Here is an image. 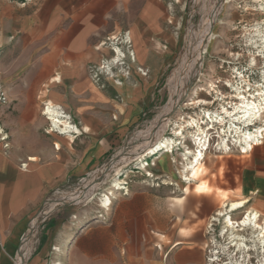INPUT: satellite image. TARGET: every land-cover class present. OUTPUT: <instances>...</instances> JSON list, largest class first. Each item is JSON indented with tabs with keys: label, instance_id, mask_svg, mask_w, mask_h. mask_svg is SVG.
<instances>
[{
	"label": "rangeland",
	"instance_id": "1",
	"mask_svg": "<svg viewBox=\"0 0 264 264\" xmlns=\"http://www.w3.org/2000/svg\"><path fill=\"white\" fill-rule=\"evenodd\" d=\"M5 1L24 5L33 0ZM160 4L162 25L171 38L162 42V50L172 46L163 76L148 85V73L138 69L147 83L138 96L141 113L97 169L45 200L30 223L31 227L41 217L31 253L41 242L44 228L58 216L61 230L80 234L90 225L91 229L109 226L113 215L126 207L134 216L128 224L131 232L146 236L145 254H130V264H173L189 257L193 264H264L260 248L238 251L228 234H222L224 219L213 220L226 211L224 203L251 197L255 152L264 151V138L257 137L259 131L264 134V49L255 47L260 41L253 37L258 25L264 32V0H161ZM107 44L110 56L91 70L95 84L105 88L110 83L135 82L130 66L136 55L130 33ZM239 95L258 105L257 119L247 123L228 119L223 109L232 112L245 101ZM45 108L36 116L43 123V134L52 130ZM168 117L170 121H166ZM217 117L225 118L223 125L211 122ZM246 139L257 144L252 151L244 149ZM189 148L207 155L206 175L194 181L206 184L209 191L200 190L197 183L185 190L190 182L183 181L187 173L182 167L192 157L185 156ZM166 156L167 170L162 166ZM116 180L120 181L118 188L113 187ZM110 190L118 197L104 207L102 200ZM67 194H72L69 200L44 217L40 215L49 203ZM246 210L256 211L249 203L232 218L239 220ZM259 222L264 224V216ZM236 234L249 239L253 232ZM197 237L200 255L183 257L181 253Z\"/></svg>",
	"mask_w": 264,
	"mask_h": 264
},
{
	"label": "crops",
	"instance_id": "2",
	"mask_svg": "<svg viewBox=\"0 0 264 264\" xmlns=\"http://www.w3.org/2000/svg\"><path fill=\"white\" fill-rule=\"evenodd\" d=\"M160 1L0 0V72L11 102L0 107V137L8 136L0 141V264H16L45 200L97 169L141 113L138 96L147 83L138 69L153 85L172 55L170 44L162 50L171 38L162 25ZM125 32L133 39L135 82L101 88L91 70L110 56L107 41ZM43 106L66 116H49L45 108L52 128L46 134L36 117ZM255 155L254 192L247 199L264 216V151ZM60 217L44 228L27 264H130V254H145V234L128 227L134 217L129 208H120L109 226L90 225L80 234L61 230ZM200 244L197 237L181 255L199 256Z\"/></svg>",
	"mask_w": 264,
	"mask_h": 264
},
{
	"label": "bare ground",
	"instance_id": "3",
	"mask_svg": "<svg viewBox=\"0 0 264 264\" xmlns=\"http://www.w3.org/2000/svg\"><path fill=\"white\" fill-rule=\"evenodd\" d=\"M263 10H264V6H263ZM254 32H255V34H254L253 37L256 39V41H258V40L260 41V43L258 44L255 41V39L253 40L254 41V44H255V42L257 43V44H255V47L257 48V47L261 46L264 49V32L261 30V28H260L259 25L254 29ZM204 51H205V49H202L201 52H200V57L201 58L204 57V53H203ZM119 55H118V59H119ZM239 98L245 100V98L242 95H239ZM46 111L47 112H45V113H48L49 116H52V117L59 115V114H56V112H55L57 110L54 111L53 108H47ZM223 111H224V113L226 115H229V116H227L228 119H229V117H232L233 119L234 118H237L238 119L237 120L238 122H245V123L251 121L252 119H257L258 118L257 117L258 116V113H260L258 105L255 102H251L250 103L247 100L240 102V104L237 105L232 112H229L228 110H225V109H223ZM59 116L66 117L64 115H59ZM68 118H69V116H68ZM193 119H192V121L195 122V124H196V121H194ZM211 120H212L211 122H213V123L216 122V123H220V125H223V122H224L225 118H221V117L218 118L217 117L216 119H213L212 118ZM166 121H170L169 117L167 118ZM55 124H54L53 128L54 127L55 128L57 127V125L55 126ZM197 124H198V122H197ZM64 125L65 124L63 123V126ZM248 125H250V124H248ZM65 126H67V125H65ZM66 129H69L70 130V127L67 126ZM200 130H202V129H200ZM202 131H204V130H202ZM259 132L261 134H259V136H257V137H261V139L264 138L263 132L262 131H259ZM249 138L251 139V137H249ZM245 142L247 143V146L245 145L246 147L244 148L246 151H250V150L252 151L254 149V146H257V144L255 145L254 143H252L251 141H249L247 139L245 140ZM199 146H200V144H199ZM164 148H167L168 151H169V147H167V146L165 147L164 146ZM158 149H160V146L158 147ZM187 150L188 151L185 152V156L188 155V156H192V157L189 160L190 162L187 163V164H184V166L182 167L183 168V171H184L183 173H185V174L187 173L186 175H184V180L183 181L184 182H190V184H188V186L186 187L185 190L187 191V189L190 186H192V184H196L197 183L198 184V188L200 190L209 191L210 190V187H208L206 184H203L201 182L198 183V182H195L194 181V180H198V179L201 180L203 178V176L206 175L207 169L205 167V164H206L207 155L204 154L202 150H196L195 153H193L192 152L193 150L190 149V148L187 149ZM166 154L169 155V152H167ZM186 160H188V158ZM180 161H181V159H180ZM162 166H163V168L165 170L169 169V162H167V156H166V159L162 162ZM147 176H149V174ZM119 182H118V180L114 181L113 187L114 188H118L119 187V184H120ZM191 182H193V183H191ZM71 196H72V194H67V195L62 196L60 198L58 197L57 200H54L53 202L49 203L48 207L45 208V210L43 211V213L40 214V215L42 217H44L49 211L55 209L58 205L62 204L63 202H65L67 200H69L71 198ZM117 197L118 196H117L116 192L110 190L109 194L108 195H105L104 196V199L102 200L103 206L106 207L111 202V199L112 198H117ZM223 198L226 199L228 197H227L226 194H224L223 195ZM248 204H249V199H244V200H241V201L230 202L229 204L224 203V206H226V211H220L218 213V215H217L218 218L217 217L216 218H213V220L215 222H217V221H219V218H223L224 219L225 226H224V229H223L222 234L224 236H227V234H228V238L231 239V242L230 243H232L233 246L238 251L250 252L252 249H254V251H255L257 248H260L262 250V252H264V224L261 225L260 222H259L260 221V217H261V213H259L258 211L246 210V211H244V214L242 215V217L239 220H235V219L232 218V215L233 214L245 210ZM40 221H41V217H39V218L37 217L32 222L31 227H30V231H29L28 235L25 237V239H24V241L22 243V246H21V249H20V253L18 255V259L16 260V264H23L25 262V260L27 259L28 252L33 247V238H34L35 234L37 233V230H38L39 225H40ZM248 230H251L253 232L252 237H250L249 239H248V237H245L243 235L236 234V232H239V231L244 232V231H248ZM248 255H250V254H248Z\"/></svg>",
	"mask_w": 264,
	"mask_h": 264
},
{
	"label": "built area",
	"instance_id": "4",
	"mask_svg": "<svg viewBox=\"0 0 264 264\" xmlns=\"http://www.w3.org/2000/svg\"><path fill=\"white\" fill-rule=\"evenodd\" d=\"M10 105H11V102L9 100L7 89H6L4 82H3L2 73L0 72V107H9ZM7 140H8L7 134L1 133L0 141L6 142ZM8 147H9V145L6 143L5 148L7 149ZM29 231H30V229H29ZM29 231H28V233H29ZM28 233H27V235H28ZM25 237L23 238V241H24Z\"/></svg>",
	"mask_w": 264,
	"mask_h": 264
},
{
	"label": "water",
	"instance_id": "5",
	"mask_svg": "<svg viewBox=\"0 0 264 264\" xmlns=\"http://www.w3.org/2000/svg\"><path fill=\"white\" fill-rule=\"evenodd\" d=\"M21 249V248H20ZM19 253H20V250H19Z\"/></svg>",
	"mask_w": 264,
	"mask_h": 264
}]
</instances>
